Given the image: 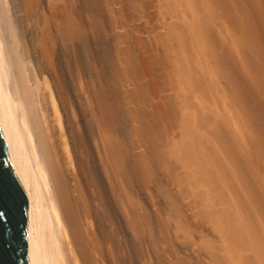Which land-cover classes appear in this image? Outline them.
Segmentation results:
<instances>
[{"label": "bare ground", "instance_id": "6f19581e", "mask_svg": "<svg viewBox=\"0 0 264 264\" xmlns=\"http://www.w3.org/2000/svg\"><path fill=\"white\" fill-rule=\"evenodd\" d=\"M0 131L29 264H264V0H0Z\"/></svg>", "mask_w": 264, "mask_h": 264}, {"label": "water", "instance_id": "95a60500", "mask_svg": "<svg viewBox=\"0 0 264 264\" xmlns=\"http://www.w3.org/2000/svg\"><path fill=\"white\" fill-rule=\"evenodd\" d=\"M0 264H29L26 200L0 131Z\"/></svg>", "mask_w": 264, "mask_h": 264}, {"label": "rangeland", "instance_id": "374dc122", "mask_svg": "<svg viewBox=\"0 0 264 264\" xmlns=\"http://www.w3.org/2000/svg\"><path fill=\"white\" fill-rule=\"evenodd\" d=\"M91 37H92L91 41H92V40H95V39H93L94 36H91ZM103 37H104V36H103ZM103 37H99L98 40H97V39L95 40V42L101 40L100 43H102V42H103V39H104ZM101 38H102V39H101ZM99 39H100V40H99ZM96 43L100 44L99 42H96ZM92 44H93V41H92ZM93 45L95 46V44H93ZM100 45H103V43L100 44ZM96 47H97V46H96ZM82 53H83V58H84V51H82ZM85 60H86L85 58L82 60V62H84V63H82L83 66L86 65ZM84 67H86V66H84ZM120 120H121V119H120ZM120 122H121V124L123 123L122 120H121ZM122 126H123V124H122ZM122 128H123V127H122ZM116 207H117V206H115V208H114V213H115L116 211H119L118 207H117V208H116ZM118 213H119V215L121 216L120 212H116V213H115V215H116V221H117V222H118V220H119L118 218L120 217V216H118ZM121 218H122V216L120 217V219H121ZM121 221H122V219H121ZM119 222H120V220H119ZM119 222H118L119 225H121V224L124 223L123 221H122L123 223H121V222L119 223ZM121 228L124 229V228H123V225L121 226ZM130 244H131L132 247H133V248H132V254H133V256H132V260H133V264H141L142 261H143V259H144L143 256H144L145 252L142 251L143 253H140L141 248L138 247V245H136V244L134 243L133 240L130 242ZM135 246H137V247L135 248ZM143 246H146V245H143ZM135 255H136L137 257H136ZM140 255H141L142 257H140ZM139 257H140V258H139ZM140 259H141V260H140Z\"/></svg>", "mask_w": 264, "mask_h": 264}]
</instances>
